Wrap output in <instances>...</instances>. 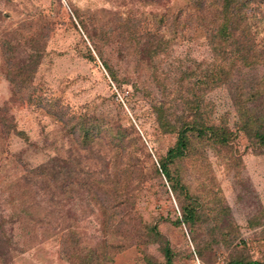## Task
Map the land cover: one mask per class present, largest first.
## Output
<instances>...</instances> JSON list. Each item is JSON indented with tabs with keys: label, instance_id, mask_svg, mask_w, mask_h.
Instances as JSON below:
<instances>
[{
	"label": "rangeland",
	"instance_id": "374dc122",
	"mask_svg": "<svg viewBox=\"0 0 264 264\" xmlns=\"http://www.w3.org/2000/svg\"><path fill=\"white\" fill-rule=\"evenodd\" d=\"M184 3V0H0V107L7 109L15 131L21 133L0 140V222L4 224L0 233V264H75L61 251L58 234L42 238L28 221L8 218L18 213L22 203L13 188L7 186L24 176L20 162L33 168L54 160L51 168L56 179L54 186L67 177L100 179L107 174L101 159L104 152L111 151L109 158L116 162L112 159L113 147H107L111 139L105 131L111 118L119 120L118 125L124 128L135 129L153 163L175 145V134H164L158 129L151 105L164 97V103L170 104L176 115L188 114L190 110L186 102L193 99V93L188 91L189 84L182 79V72L196 66L206 55L199 48L204 41L202 34L192 33L193 40L189 41L183 38L186 30L181 24H173L172 28L167 24L171 14H178ZM48 17L53 20L47 35L44 28ZM77 17L86 23L87 30L81 29ZM13 34L22 44L30 39L44 40V55L30 82L33 103L27 99L23 102L19 93L17 97L13 95L7 80L1 45ZM157 46L158 55L150 58L149 51ZM95 47L114 67L118 82L103 67ZM29 54L30 48L20 46L14 63L26 64ZM12 75L23 79L27 73L21 75L14 68ZM156 77L171 86L169 93L155 84ZM194 93L201 98L200 112L210 119L208 123L225 126L232 136L225 144L212 134L209 140L194 139L184 157L168 165L183 189L182 194L178 200L174 195L175 201L173 196L168 199L162 192L160 208L153 215L145 212L144 218L147 223L156 224L157 231L169 242L174 264L264 263V145L238 132V115L226 89ZM56 100L76 116L66 126L52 115L55 108H51L54 105L50 101ZM81 125L99 129L104 139H94L92 153L87 155L81 150L80 139L77 140ZM92 135L97 136L91 134L90 138L95 137ZM86 157L95 159L84 164ZM151 182L155 186L158 182L166 183L162 177ZM19 187L15 189L19 191ZM164 188L163 191L167 190V185ZM67 191L70 196L62 202L63 207L49 208L44 213L46 221L55 222L57 232L62 226L58 219L68 214L71 219L67 221L77 227L74 238L79 235L101 238L100 232L95 231L99 230L102 216L98 212L81 214V208L93 206L79 201L76 185L68 186ZM9 199L13 201L7 204ZM180 206H193L198 218L188 226L175 227L171 221L180 216ZM160 216L163 220H158ZM93 247L99 249L97 253L101 251L100 247ZM145 251L154 261L163 262L158 245H149ZM112 264L145 262L142 254L130 247L116 253Z\"/></svg>",
	"mask_w": 264,
	"mask_h": 264
},
{
	"label": "trees",
	"instance_id": "16d2710c",
	"mask_svg": "<svg viewBox=\"0 0 264 264\" xmlns=\"http://www.w3.org/2000/svg\"><path fill=\"white\" fill-rule=\"evenodd\" d=\"M184 1V7L178 8V14H171L167 24L170 23V28L173 24L175 26L181 24L186 30L183 32V38L189 41L193 40L192 33L194 36L197 35L196 31L198 35L202 34L204 41L201 46L204 48L198 46L206 56L196 66L188 67L182 72V79L189 84L188 91L193 93V99L186 102L190 108L188 114L181 112L180 115H176L177 112L173 111L170 104L164 103L162 91L163 100H158V103L151 105L158 129L164 134L176 135V143L168 149L166 156L156 158L153 163L151 155L146 151L135 129L133 127V129L124 128L122 124L118 125L119 120L111 118L112 121L106 126L105 131L111 139L107 147H113L111 150L115 157L112 159L116 162H111L109 158L111 151L104 152L105 157L101 159L103 170H106L107 174H102L100 179H93L92 176L86 180L67 177L60 185L54 186L56 179L51 174L54 160H49L33 168L25 162H20L24 176H19L15 183L14 181L7 183L8 188H13L12 192L18 194V199L22 200L18 213L9 215L8 218L12 220L15 218V222L26 223L28 221L29 224H33L32 230L39 231L42 238L58 234L60 249L68 256L71 263L112 264L116 253L135 247L142 254L145 264H174V253L169 242L157 231L156 224L147 223L144 213L153 215L160 208L163 193L168 199L170 195L173 197L175 195L178 200L183 189L176 178L171 175L168 165L176 159L183 158L194 139L206 140L207 138L209 140L212 134L221 144H225L232 136L225 126L219 127L208 123L210 119L202 116L201 98L194 93L195 91L203 92L213 88L226 89L231 96L234 111L238 115L236 128L238 132H243L246 137L253 138L264 145V0ZM49 18L45 19L44 30L47 35L51 20H53ZM76 20L81 29L87 30V25L83 20L78 17ZM102 33L106 35L103 31ZM16 37V34L10 35L2 41L1 45L3 60L8 70L7 80L12 87L13 95L17 97L19 93L23 102L27 99L33 103L35 98L31 96L34 91L30 89V82L35 67L44 55V40L40 42L30 39L22 44ZM20 46L30 48V54L27 56L26 64L18 66L14 60L18 56ZM156 48L159 47H154L149 51L150 58L158 55L159 51ZM94 50H97L105 70L115 82H118L114 67L104 58L103 52L97 47ZM90 58L93 60L92 57ZM14 68L21 75L25 73L27 75L23 79H18L12 75ZM156 78L155 84H159L162 90H167L169 93L171 86L165 85L159 77ZM50 103L54 105L51 104V108H55L53 117L63 126L76 119L74 113L70 114L68 108L61 107L57 100L50 101ZM216 131L219 133L217 134ZM91 134L97 136L92 135L95 137L90 138ZM11 135H21V133L15 131L13 119L8 115L7 109L0 107V140L5 141ZM78 136L77 140L80 139L81 150L85 152V155L92 153L90 148L94 139V141L97 138L104 140L102 135L100 136L99 129H88L82 125L79 126ZM83 141H88V144ZM93 159L95 157H86L83 162L86 164ZM145 161L150 162V165L146 166ZM79 164L77 162L78 166ZM114 170H116L115 174ZM161 177L166 181L165 184L161 182H158L156 186L152 184L153 179ZM18 185L20 186L19 191L15 189ZM70 185L78 187V197L82 204L93 206L92 208L88 206L81 208V214L94 215L98 212L102 216V221H99V230L95 231L100 232L101 238L95 235H79L74 238L76 234L74 231L77 227L67 221L71 219L68 214L65 218L58 219L62 226L57 232L53 226L55 222L46 221L47 215L44 213L49 208L58 209L64 206L62 202L70 196L67 191ZM166 185L167 190L163 191ZM57 191L60 193L57 194ZM12 201L13 199H9L7 204ZM21 205L25 206L21 209ZM179 212L180 216L178 215L175 220L171 221L175 227L188 226L191 221L198 218L193 206H180ZM158 220H163V216H160ZM3 225L0 222V233H3ZM36 225L39 226L38 229H35ZM82 242H88V244L82 245ZM7 243L10 244V239ZM149 245L159 246L163 262H156L147 255L145 248ZM93 246L100 247L101 251L97 253L99 249L95 250Z\"/></svg>",
	"mask_w": 264,
	"mask_h": 264
}]
</instances>
